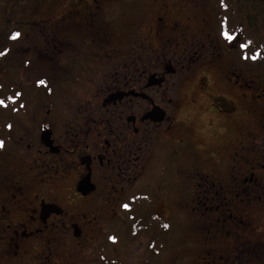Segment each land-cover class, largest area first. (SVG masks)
<instances>
[{"label":"flooded vegetation","instance_id":"1","mask_svg":"<svg viewBox=\"0 0 264 264\" xmlns=\"http://www.w3.org/2000/svg\"><path fill=\"white\" fill-rule=\"evenodd\" d=\"M242 44L210 0H0V264H85L137 202L151 251L175 227L183 264H264Z\"/></svg>","mask_w":264,"mask_h":264},{"label":"rangeland","instance_id":"2","mask_svg":"<svg viewBox=\"0 0 264 264\" xmlns=\"http://www.w3.org/2000/svg\"><path fill=\"white\" fill-rule=\"evenodd\" d=\"M211 4L214 7H218L220 12L223 15L225 11L222 9L221 2L218 0H210ZM209 3V2H208ZM217 4V5H216ZM226 15L228 13L226 12ZM227 23L229 22V18L226 16ZM226 23L222 25L225 27ZM232 27V24H231ZM244 47L248 49V60H249V70L253 72L255 75L258 74L260 69V61L264 59L263 55L258 57L253 56L250 51L247 43L242 44ZM144 192L140 193L145 196ZM145 209L143 202H137V206L126 207L124 211L120 213V220L115 226L111 229L113 231L112 237H106L102 240H99L100 243H96L90 251H88V255L85 264H183V256L187 258L188 254H193L196 250L195 248H187L184 242L186 239H182L181 235L176 232L175 227L169 228V234L167 235L168 241L166 246H163L160 249H156L154 251L149 250L148 243L146 240L148 237L146 236L147 232L142 233H134L131 234L132 227L134 226V221L140 218L141 214H143ZM174 225V224H173ZM175 226V225H174ZM145 228V227H142ZM182 232L187 235V231L182 228ZM151 251V252H149ZM104 258L101 261V258ZM182 262V263H181ZM189 264V263H188Z\"/></svg>","mask_w":264,"mask_h":264},{"label":"trees","instance_id":"3","mask_svg":"<svg viewBox=\"0 0 264 264\" xmlns=\"http://www.w3.org/2000/svg\"><path fill=\"white\" fill-rule=\"evenodd\" d=\"M232 24L253 56L264 57V0H219ZM1 54V52H0Z\"/></svg>","mask_w":264,"mask_h":264},{"label":"snow or ice","instance_id":"4","mask_svg":"<svg viewBox=\"0 0 264 264\" xmlns=\"http://www.w3.org/2000/svg\"><path fill=\"white\" fill-rule=\"evenodd\" d=\"M18 35V34H17ZM13 39H15L16 37L14 36V37H12ZM0 146H2V145H0Z\"/></svg>","mask_w":264,"mask_h":264}]
</instances>
